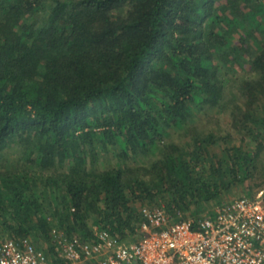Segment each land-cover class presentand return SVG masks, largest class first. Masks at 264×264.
<instances>
[{
  "label": "trees",
  "instance_id": "trees-1",
  "mask_svg": "<svg viewBox=\"0 0 264 264\" xmlns=\"http://www.w3.org/2000/svg\"><path fill=\"white\" fill-rule=\"evenodd\" d=\"M263 187L264 0H0V244Z\"/></svg>",
  "mask_w": 264,
  "mask_h": 264
},
{
  "label": "built area",
  "instance_id": "built-area-1",
  "mask_svg": "<svg viewBox=\"0 0 264 264\" xmlns=\"http://www.w3.org/2000/svg\"><path fill=\"white\" fill-rule=\"evenodd\" d=\"M141 236L124 242L94 227V238L69 237L52 229L53 256L30 237L0 244V264H264V190L214 207L199 220L172 221L162 207L144 206Z\"/></svg>",
  "mask_w": 264,
  "mask_h": 264
},
{
  "label": "rangeland",
  "instance_id": "rangeland-1",
  "mask_svg": "<svg viewBox=\"0 0 264 264\" xmlns=\"http://www.w3.org/2000/svg\"><path fill=\"white\" fill-rule=\"evenodd\" d=\"M240 189H241V188L237 189V192H238V193L235 192V193H236V197H235V198H237V197H239V196H242V195H245V194H240V193H239V192H240ZM262 189L264 190V187H263ZM262 189H261V190H262ZM238 190H239V191H238ZM259 191H260V190H259ZM141 208H142V207H141Z\"/></svg>",
  "mask_w": 264,
  "mask_h": 264
}]
</instances>
